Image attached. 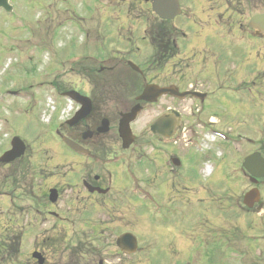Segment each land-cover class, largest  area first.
Returning <instances> with one entry per match:
<instances>
[{"label":"flooded vegetation","instance_id":"af4514ba","mask_svg":"<svg viewBox=\"0 0 264 264\" xmlns=\"http://www.w3.org/2000/svg\"><path fill=\"white\" fill-rule=\"evenodd\" d=\"M200 1L202 15L207 16L211 10L219 17L218 10H224L225 0L211 7L209 0ZM176 21L170 26L79 25L59 30L58 26H44L40 30L41 42L48 36L50 43H56L59 83L53 88L59 89V94L73 91L79 95L72 113L78 118L71 124L64 119L55 133L61 142L66 136L84 150L62 152L72 159V168L65 172L41 166L26 170L29 230L34 221L72 222L79 224L80 229L73 231L76 235L90 239L96 234L97 221L116 222L117 226L122 222L121 211L127 199L123 190L128 186L144 189L154 185L158 199L166 197L161 188L170 196L177 190L190 192L193 181L188 169H183L188 158L179 149V133L185 130L190 137L194 126L197 132L199 128L207 132L205 127L219 125L224 106L231 103L225 96L226 86L230 84L233 91H238L241 85L246 86V80L236 76V59L224 54V28L232 31L236 26L217 22L216 26L198 28L180 26ZM188 28L199 31L201 39L193 40L186 32ZM210 29L216 35L209 37ZM203 33L209 41H204ZM250 34L255 35L252 30ZM253 48L250 46L249 51ZM229 52L237 58L233 48ZM146 88L153 89L150 99H138ZM137 104L140 110L129 124L134 140L124 148L118 132L120 118ZM144 114L150 117L149 132L150 123L158 120L156 130L164 134L148 135L152 144L148 155L143 149L150 141L136 128ZM64 188L70 191L73 208L66 212L72 217L61 216ZM50 189L58 190L56 202L49 200ZM97 207L102 212L101 220L97 219ZM54 251L49 246L40 247L43 264H71L59 262ZM255 254L252 264H264V248H258ZM32 261L29 264H38Z\"/></svg>","mask_w":264,"mask_h":264},{"label":"rangeland","instance_id":"374dc122","mask_svg":"<svg viewBox=\"0 0 264 264\" xmlns=\"http://www.w3.org/2000/svg\"><path fill=\"white\" fill-rule=\"evenodd\" d=\"M59 1L61 2V5H59L58 2L56 5V7L59 8L58 10L63 8L61 6H65L67 4V0H64V1L59 0ZM132 1H135V0H130L129 3L127 2L124 5L120 4L116 6H119L118 9L122 10L123 12H126L128 15H130L129 13L134 14V15L131 14V16L135 18L134 22H131L133 23L134 26H154V24L158 22L153 17V14L150 13V11L148 10V6L146 4L139 3V5H136V8H135L134 5L132 4ZM188 1L189 0L186 1L187 5H188ZM251 1L256 2V7H257L256 11H259L260 10L259 7L261 6V1L263 0H248V3H250ZM40 2L42 3V5L45 6L46 0H43V1L41 0L40 1L38 0H12L11 2L13 6L12 15H9L5 11L0 10V114L3 120L7 119L6 122L0 120V146L5 143L6 133L7 132L12 133L13 130H15L16 132L19 133L20 136H23V139H25L26 141L28 140L29 143H32L36 145L37 147L41 146L42 144L49 143L50 146L48 147L51 150H53L54 153H61L63 151H66V149L59 143L57 136L53 132L42 131V127L40 126L41 123L39 120V116H40L42 108H40V106L36 102L30 101L31 93L34 94V97H35V94L37 93L36 94L37 98L44 96L43 94H41L40 91H36V89H34L35 82H37L38 80H32L28 78L24 72H22L24 68V64L7 61V60H10L8 56L10 57L9 53H11V50H9L8 48H9V44L12 41L11 38H13L15 34L22 33V29L18 28V26L13 27V26H9V24L10 25H13L14 23L19 24L20 22H24L26 19L29 20L37 16H40L42 12H40V9L38 7L39 5L36 4ZM74 4L77 9L78 8L84 9L83 10L85 11L84 19L88 26H110L112 28L113 26H130L131 24L130 21L127 20V18L124 17L121 13H119L117 9H104L98 3L97 5L94 4L92 0H74ZM193 5L194 7H192V10L201 9V3H194ZM245 6H248V4ZM186 12H184V16H183L182 22L180 23V26H185V23H186V26H191V27L199 26L198 28H201L200 26H214L215 25L214 23H211L210 21L208 22V20L203 19L202 17H200L196 21L194 20L196 22L194 23L192 21L193 19H191L190 16L186 14ZM199 13L200 14L202 13L201 10L199 11ZM56 15L57 14H55V16ZM64 16L70 17L71 19H73L74 17L71 12L70 13L66 12L64 13L63 16H60L61 20H63ZM186 18H188L189 21H186ZM217 22L220 25L222 24L221 26L229 25L228 20L226 21V20L220 19ZM224 31L229 35L233 34L232 31H229L227 28H224ZM186 32L192 37L193 40L197 41L201 39V36L199 35L200 34L199 31L195 32V31H192L190 28H188V31ZM225 32H224V35L227 36ZM213 34L216 35V33L213 32L212 29H210L209 37ZM23 37H24V34H22L20 38H23ZM202 38L204 39V41H209L208 38L204 35V33L202 34ZM226 41L228 45H230L231 41L235 45H237V43L234 40H231L230 38H226ZM259 44L262 46L261 53L264 54V43H259ZM225 46L227 45H225L224 43V47ZM242 50L247 51V46L241 47V49L237 51V54H236L237 57H238L239 52L242 53ZM230 55L233 56L232 58L236 59L232 53ZM258 60L259 61L257 63L258 64L257 70L260 72L261 71L263 72L264 71V58H259ZM8 62H9V66H8ZM235 64H236V61L231 63V65L233 66ZM262 75H264V73ZM225 82H227L226 79H225ZM32 83H33V86L31 87L30 84ZM226 87H228V85ZM6 90H17L19 91V93L16 96L7 95ZM258 93H259L258 97L255 96L253 99V103L255 106H251L250 107L251 110L244 108L243 107L244 104L239 103V102H238L239 105L230 104V105H233L231 107L230 105H225L221 118L220 119L218 118L220 121L219 125H215V126H223L222 128L225 132V136H224L225 140L220 139V138L218 139L215 138L214 139L215 141L213 142H216V143L212 142L213 143L212 144L211 139L213 138L208 136V139H206L202 144V147L205 146L207 148V146H209L213 148L215 151V154L217 155V158L220 157L221 159L220 161L224 163L223 165L232 163L233 158L236 157V154H234V152H236L242 157L251 151V149H248V148H251L252 146H253L252 150L256 148L264 156V143L254 142L252 144L249 142L246 143V142H243L242 140H238L239 135L241 136L243 135L246 139L251 138L254 140H258L260 137H264V108L260 110V106L264 104V96H261L259 90H258ZM262 95H264V93H262ZM45 96H46V93H45ZM28 97H30V99H28ZM38 101L40 102V100ZM149 119L150 117L147 114H144L141 122L137 124V127H136L138 128V132H139L138 134L140 136L145 135L144 139H146L147 141H149L148 139H150V137L148 136L149 133L146 130L147 129L146 126H147ZM56 124L57 122L53 123L51 127L54 128ZM199 132H200V128H199ZM227 136L230 137V141H228ZM236 140L241 142L240 145L235 144ZM151 146L152 144H151V139H150V142L146 144L143 149L147 155L150 151H152ZM236 146H238V148ZM190 147H194V149L197 150V152L193 149L190 152L189 151L187 152L186 148L184 151V147L181 145L179 148L182 149V151L187 152L186 153L187 155L189 154L191 156L188 162L187 171L188 173L191 174L192 181L199 182L197 185H194L193 188L198 189L199 193L202 190L205 191L202 197H196L195 195H193L191 191L183 192L181 190H177L175 192L176 197L182 198V199L179 198V200H182V201L181 202L179 201L180 204L178 203L179 204L178 210L180 212V217L182 219L183 229H185L186 227L190 229V233H189L190 245H185L179 250L178 258H175L169 252L165 254H159L158 252L156 253L153 247L150 246L149 252L154 254L153 256L151 254H148V252L146 251H142V253L138 255L137 258H134L135 260H133V263H131L130 259L123 260V261L127 260L128 264H158L156 262L157 260L155 258V255L163 256L162 260L166 258V260L171 261L172 264H236V255L233 254L235 251L233 249L227 251L226 247L229 245H226V244L222 245L221 242H219V240L221 238L232 240L235 234L237 233L236 231H242L243 236L244 235L246 236L249 234L254 235V232H256V230L259 229L256 226L249 227L247 225L246 217L248 213H245V212L237 213V210H235V209H238L234 206L235 201L236 200L241 201V198H242L240 197L241 193L244 192L247 188L244 185L239 184L240 185L239 186L236 183L237 181L231 178L230 181L228 180L227 184H225V188H228L230 190L225 195V197L223 196V190L221 186L217 189L216 195L213 196L214 193H211L210 190H207L208 185L205 182L206 179L203 177V175L207 176L209 174V171L212 170V165H209V166L203 165L204 167L202 169L203 175L199 174V176L196 177L190 169L192 167H195L196 164H198L197 168H199L200 163H198V161L196 160L203 159L205 155L198 153L199 151H201L200 147H198V142L194 146L190 145ZM207 154H209V152H207ZM239 155L237 156L239 157ZM236 161H238V158L236 159ZM232 164H234V161ZM0 169H3V168H0ZM3 172L4 170L2 171V173ZM146 174L148 175V172H146ZM149 176L150 175H148V177ZM17 178L19 179V177ZM239 182L242 184H245L244 179H241ZM18 189H20L21 191L20 195L22 194V198L18 199L17 202L23 206V211H21V213L24 214V210H25L24 204L26 202L25 197H24L25 190L23 186H21V188H18ZM147 189L153 192L155 189V186L151 185L147 187ZM160 190L163 193H167V191H162L163 188H161ZM18 195L19 194H17L16 192V197ZM192 195L193 197L190 198ZM220 195H221V199L219 198ZM188 197L190 198V200L188 199ZM234 198L236 199L234 200ZM169 201L175 202L173 198H169ZM0 203L2 204L3 207H4V204H6V202H4V199L0 200ZM132 204H136V201L134 199H131L128 202L129 217L132 215L131 213L134 210V207H132L133 206ZM131 219H135V218H131ZM177 220H179V217ZM18 222H20V225L17 224ZM9 223H10L9 229L15 230V232H17L16 233L17 236H20V231H21L22 225L24 226V222H22L18 218H13L12 222H9ZM96 225L105 226L104 223H99V222H97ZM159 225H160V219L158 218H156V224L154 225L155 226L154 230L152 229L153 227H147V225L145 224L144 227L141 229L142 233L146 232L143 238L146 237L149 240L158 241V238H156L158 237V235L155 234L157 231L155 230L158 229ZM51 227L52 225L49 227V229L54 232L56 228L51 229ZM132 227H134V229L137 230V227L135 225ZM180 227L181 226H176V230L180 229ZM38 230H40V228L38 229V227H35L33 232L37 233L39 232ZM187 232L188 230L184 234L185 235L188 234ZM109 234H110V231L105 230L102 236L106 237ZM159 235L161 236L164 234L159 232ZM51 236H53V234ZM2 237L3 236L0 237L1 252L4 251L5 248H7L8 251L9 250L11 251L10 245H7L6 243L1 242L3 240ZM8 240L9 239H7V241ZM51 240L53 239L51 238ZM103 240L104 239H100L98 241V245H101ZM19 241L11 240V242H8V244H11L12 246V243H13L15 247L19 248L18 244L16 243V242L19 243ZM263 242L264 241L254 243V246L264 245ZM20 243H21L20 248H23V252L26 251L25 240L21 239ZM69 245L71 246V248H67L66 256L62 260H60L62 262L63 261L66 262L67 259H69L67 258V255L70 254L75 249L76 243L69 242ZM98 245L97 247L98 249H100ZM81 246H84L85 249L88 248V246L85 244H81ZM108 248H114V246L111 244V247H110V244H109ZM102 254H104L103 251H102ZM22 256L23 254L21 255L19 254L20 259L22 258ZM101 257L102 256H97L96 262H98L99 258ZM149 258H150V262H149ZM106 259H107L106 261H109L108 264H115L112 262L111 258L110 259L106 258ZM4 263L5 262H2L0 264H4Z\"/></svg>","mask_w":264,"mask_h":264},{"label":"water","instance_id":"95a60500","mask_svg":"<svg viewBox=\"0 0 264 264\" xmlns=\"http://www.w3.org/2000/svg\"><path fill=\"white\" fill-rule=\"evenodd\" d=\"M158 2H160V1H158ZM158 2L153 3V9L154 10L156 9ZM164 2H165V0H161V4H164ZM0 6H4L5 8H7L8 7L7 6V0H0ZM160 13H161V11H160ZM250 26L257 27V28L264 30V14L256 15V16L252 17V19L250 20Z\"/></svg>","mask_w":264,"mask_h":264}]
</instances>
